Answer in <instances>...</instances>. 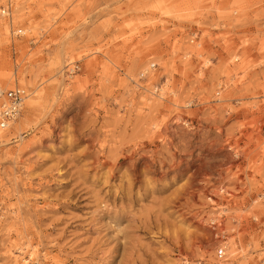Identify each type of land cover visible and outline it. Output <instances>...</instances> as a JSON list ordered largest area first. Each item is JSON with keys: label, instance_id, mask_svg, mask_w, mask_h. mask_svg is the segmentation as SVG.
<instances>
[{"label": "rangeland", "instance_id": "1", "mask_svg": "<svg viewBox=\"0 0 264 264\" xmlns=\"http://www.w3.org/2000/svg\"><path fill=\"white\" fill-rule=\"evenodd\" d=\"M17 85L0 264H264V0H0Z\"/></svg>", "mask_w": 264, "mask_h": 264}, {"label": "built area", "instance_id": "2", "mask_svg": "<svg viewBox=\"0 0 264 264\" xmlns=\"http://www.w3.org/2000/svg\"><path fill=\"white\" fill-rule=\"evenodd\" d=\"M26 96V89L18 85L11 89L0 91V127L2 129L7 128L9 122L13 121L20 115L25 104ZM210 225L213 227L216 237L224 242V240H222V238H224V232L221 231V229H218L216 220H212ZM217 254L219 257L225 255V246L223 244H220V246L217 247Z\"/></svg>", "mask_w": 264, "mask_h": 264}, {"label": "bare ground", "instance_id": "3", "mask_svg": "<svg viewBox=\"0 0 264 264\" xmlns=\"http://www.w3.org/2000/svg\"><path fill=\"white\" fill-rule=\"evenodd\" d=\"M12 88H13V87H12ZM23 88L26 89V91H27V96H26V99H25V104H26V101H27V99H28L30 93H29V91H28L27 88H25V87H23ZM6 89H11V88H2V87H0V91L6 90ZM24 107H25V106H24ZM24 107H23V108H24ZM20 114H21V113H20ZM19 116H20V115H19ZM19 116H18V117H19ZM18 117H16L13 121L9 122V126H8L7 128L2 129V128L0 127V132L5 131V130L8 129L12 124H14V123L18 120Z\"/></svg>", "mask_w": 264, "mask_h": 264}]
</instances>
